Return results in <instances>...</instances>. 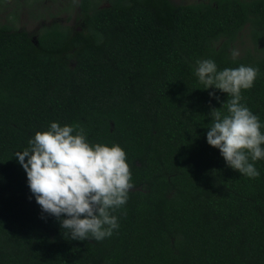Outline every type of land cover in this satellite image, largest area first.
<instances>
[{"label":"trees","instance_id":"obj_1","mask_svg":"<svg viewBox=\"0 0 264 264\" xmlns=\"http://www.w3.org/2000/svg\"><path fill=\"white\" fill-rule=\"evenodd\" d=\"M101 1L81 0L77 32L53 22L35 41L0 24V264H264V160L248 178L207 143L227 94L193 73L203 58L257 67L242 96L264 121V0ZM51 121L126 154L132 188L111 238L64 236L31 193L15 153Z\"/></svg>","mask_w":264,"mask_h":264},{"label":"clouds","instance_id":"obj_2","mask_svg":"<svg viewBox=\"0 0 264 264\" xmlns=\"http://www.w3.org/2000/svg\"><path fill=\"white\" fill-rule=\"evenodd\" d=\"M231 55L239 53L233 49ZM193 73L203 89L227 94L222 106L208 113L207 143L219 149L233 170L258 177L256 162L264 160V121L243 102L242 90L253 87L259 69L246 64L220 69L214 59L203 58L195 61ZM15 157L37 204L59 221L64 236L99 242L118 232L123 215L118 218L116 213L127 206L132 188L126 154L118 143L90 142L78 124L51 121Z\"/></svg>","mask_w":264,"mask_h":264},{"label":"rangeland","instance_id":"obj_3","mask_svg":"<svg viewBox=\"0 0 264 264\" xmlns=\"http://www.w3.org/2000/svg\"><path fill=\"white\" fill-rule=\"evenodd\" d=\"M175 3H191L199 0H172ZM81 0H0V24H10L17 30L27 31L36 41L44 25L59 22L77 32L82 28ZM108 5L102 0L100 6ZM250 43L244 34L236 44L240 54Z\"/></svg>","mask_w":264,"mask_h":264}]
</instances>
